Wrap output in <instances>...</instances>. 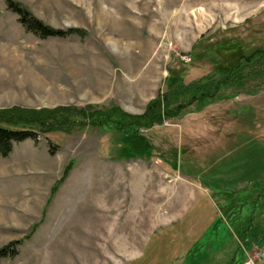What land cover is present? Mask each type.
Here are the masks:
<instances>
[{"label":"rangeland","instance_id":"obj_1","mask_svg":"<svg viewBox=\"0 0 264 264\" xmlns=\"http://www.w3.org/2000/svg\"><path fill=\"white\" fill-rule=\"evenodd\" d=\"M13 1L71 32L37 38L0 0V110L139 116L168 68L186 84L264 47V0ZM180 114L126 159L108 127H29L0 157V264H264V74Z\"/></svg>","mask_w":264,"mask_h":264},{"label":"trees","instance_id":"obj_2","mask_svg":"<svg viewBox=\"0 0 264 264\" xmlns=\"http://www.w3.org/2000/svg\"><path fill=\"white\" fill-rule=\"evenodd\" d=\"M7 11L14 14L19 25L27 32L37 38H65L71 31L52 29L31 15L20 3L13 0H3ZM239 42V41H238ZM220 47L232 49L235 40H227ZM219 47V48H220ZM212 51V49H210ZM235 55L232 65L223 68L218 63L207 74L196 78L189 83L183 82L186 68L182 65L177 68H168L164 79L165 90L150 100L139 116L126 114L116 108L108 111L86 112L83 109L74 110L58 108L54 110H27L3 109L0 110V157L10 153L12 144L26 139H35L36 134L29 127H39L41 130H51L54 125L63 128L72 123L83 125L88 123L93 127L113 129L120 140H123L124 148L119 150L118 158L135 155H147L149 144L139 136L140 129H149L153 125H160L163 121L179 117L181 112L196 104L198 108L203 107L212 100L221 89L238 84L248 79H255L264 74V47H258L249 52L236 49L228 57ZM227 57V56H226ZM228 60V59H227ZM246 70L241 75V70ZM263 71V72H262ZM261 72V73H260ZM79 121H75V118ZM75 119V120H74ZM19 242H11L0 248V260L12 257L16 254ZM240 253V252H239ZM240 254L234 253L226 264H237Z\"/></svg>","mask_w":264,"mask_h":264},{"label":"built area","instance_id":"obj_3","mask_svg":"<svg viewBox=\"0 0 264 264\" xmlns=\"http://www.w3.org/2000/svg\"><path fill=\"white\" fill-rule=\"evenodd\" d=\"M263 257V255L259 254V258ZM242 264H254V261L250 258H247Z\"/></svg>","mask_w":264,"mask_h":264},{"label":"crops","instance_id":"obj_4","mask_svg":"<svg viewBox=\"0 0 264 264\" xmlns=\"http://www.w3.org/2000/svg\"><path fill=\"white\" fill-rule=\"evenodd\" d=\"M200 185V184H199Z\"/></svg>","mask_w":264,"mask_h":264}]
</instances>
